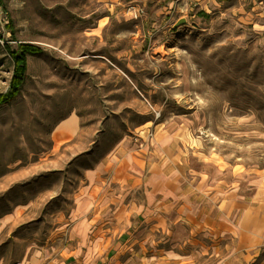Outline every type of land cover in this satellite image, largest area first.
<instances>
[{
  "label": "rangeland",
  "instance_id": "rangeland-1",
  "mask_svg": "<svg viewBox=\"0 0 264 264\" xmlns=\"http://www.w3.org/2000/svg\"><path fill=\"white\" fill-rule=\"evenodd\" d=\"M0 1L10 48L41 47L26 55L18 92L0 104V218L17 214L0 229V264L49 245L70 223L83 169L147 121L173 127L203 175L241 184L264 209V0ZM80 28L89 37L71 36ZM81 57L86 64L73 65ZM15 70L0 42V95ZM66 105L102 121L101 132L90 151L53 169L50 131Z\"/></svg>",
  "mask_w": 264,
  "mask_h": 264
},
{
  "label": "crops",
  "instance_id": "crops-1",
  "mask_svg": "<svg viewBox=\"0 0 264 264\" xmlns=\"http://www.w3.org/2000/svg\"><path fill=\"white\" fill-rule=\"evenodd\" d=\"M71 36L89 37V30ZM72 61L86 64L82 57ZM113 97L114 91L104 100L106 115L115 107ZM76 107L66 105L50 131L48 167L61 169L90 151L101 132L102 121ZM147 122L133 140L122 138L83 169L70 223L58 227L49 245H29L17 264H264L260 203H250L249 191L243 195L241 184L227 185L221 174L212 183L213 172L203 175L192 163L173 127ZM147 126H153V142L146 139ZM15 215L5 213L0 229Z\"/></svg>",
  "mask_w": 264,
  "mask_h": 264
},
{
  "label": "trees",
  "instance_id": "trees-1",
  "mask_svg": "<svg viewBox=\"0 0 264 264\" xmlns=\"http://www.w3.org/2000/svg\"><path fill=\"white\" fill-rule=\"evenodd\" d=\"M4 47L9 51L12 60L16 63L17 73L14 74L11 81L10 90L0 95V104L7 103L18 92L20 83H22L25 60L27 54H36L41 51V47L31 43H18L16 48L11 49L8 43H4Z\"/></svg>",
  "mask_w": 264,
  "mask_h": 264
},
{
  "label": "built area",
  "instance_id": "built-area-1",
  "mask_svg": "<svg viewBox=\"0 0 264 264\" xmlns=\"http://www.w3.org/2000/svg\"><path fill=\"white\" fill-rule=\"evenodd\" d=\"M8 18H9L8 9L0 1V29L3 32H4L5 25L8 23ZM0 42L2 44L10 43L11 40H8V39L4 40L3 36L0 34ZM151 135H152V133L150 131L146 132L147 138L150 137Z\"/></svg>",
  "mask_w": 264,
  "mask_h": 264
},
{
  "label": "water",
  "instance_id": "water-1",
  "mask_svg": "<svg viewBox=\"0 0 264 264\" xmlns=\"http://www.w3.org/2000/svg\"><path fill=\"white\" fill-rule=\"evenodd\" d=\"M181 22H183V20H181V19L180 20H177V22L175 23V25L176 24H180Z\"/></svg>",
  "mask_w": 264,
  "mask_h": 264
}]
</instances>
